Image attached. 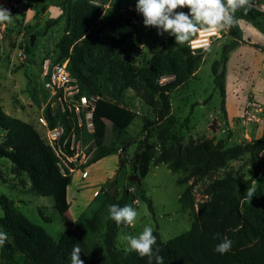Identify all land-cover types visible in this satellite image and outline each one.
Here are the masks:
<instances>
[{
	"label": "rangeland",
	"instance_id": "obj_1",
	"mask_svg": "<svg viewBox=\"0 0 264 264\" xmlns=\"http://www.w3.org/2000/svg\"><path fill=\"white\" fill-rule=\"evenodd\" d=\"M62 0H3L0 4L10 10L13 23L0 24V103L5 112L17 118L30 121L45 136L46 128L39 122L45 116L48 91L43 86L41 63L43 59H55L59 50L58 38L64 32L65 20L61 17ZM102 7V13L90 31L102 24L107 25L104 35L112 29L126 32L125 19L134 22L131 33L124 39L117 37L108 50L101 51L100 60H112L115 72L104 67L98 75V95L111 102L125 106L135 113L132 123L123 134H116L110 123L103 120L101 130L81 134L82 150L87 155L84 163H75L70 173L68 186L67 212L65 216L76 223L78 232L88 245L94 249L97 262L107 264L104 231L110 220L109 197L120 198L128 194L125 205H130L139 213L135 226L117 225L114 246L125 248L123 234L138 235L145 225L157 229L162 240L183 233L190 228L193 218L191 208H183L178 200L191 180L178 183L183 171H172L165 163L158 162L161 149L160 140L166 129L179 135L182 142L190 139L209 138L214 142L221 140L224 146L245 144L257 139L264 129V18L255 20L237 16L238 24L228 31H218L215 39L199 54L200 62L183 85L170 92L168 116L161 120L155 117L153 108L144 102L142 90L137 86L123 89L117 83L120 67L135 70L146 63L151 53L158 48L163 35L157 29L145 27L143 17L135 10L136 0H88ZM250 6L264 13V0H250ZM187 12L188 9H178ZM60 16V17H59ZM57 22L47 26V21ZM197 34V33H196ZM194 34L191 38L196 36ZM33 35V43L30 37ZM189 39V40H190ZM228 46V59L224 64V97L214 81L212 63L221 57L223 46ZM29 47V51L24 47ZM174 48L189 47L173 41ZM23 52L24 55L19 53ZM223 64L217 67L221 71ZM172 78L165 74L159 78L163 84ZM96 94V93H95ZM255 102L254 109L248 107ZM247 110L249 114L247 113ZM251 114L255 118H251ZM2 131H0V139ZM169 142V141H168ZM144 143L152 147L153 158L146 174L141 177L139 169L133 168L134 156ZM101 147L110 150L91 161ZM263 166L252 185L262 181L264 174V150L260 152ZM239 173L244 178L252 174L250 154L245 153L231 160L223 168L192 185L191 193L194 208L205 198L203 188L209 181L221 176L226 170ZM136 174L139 183L129 178ZM28 178L24 173L12 169V163L0 157V195L4 194L14 201L15 206L33 223L43 227L55 239L59 238L64 223L62 216L54 208L53 198L36 195L28 190ZM150 200L151 209L146 199ZM97 214L96 229L84 223L83 218ZM21 264H27L22 255L16 254ZM17 263V262H16ZM19 263V262H18ZM0 264L3 262L0 259Z\"/></svg>",
	"mask_w": 264,
	"mask_h": 264
},
{
	"label": "trees",
	"instance_id": "obj_2",
	"mask_svg": "<svg viewBox=\"0 0 264 264\" xmlns=\"http://www.w3.org/2000/svg\"><path fill=\"white\" fill-rule=\"evenodd\" d=\"M61 17L65 20L64 32L58 38L56 47L58 56L53 62L68 58V68L85 94L98 93V75L106 67L114 71L112 60H100L101 51L108 50L115 39H124L131 33L134 22L125 19L128 24L126 32L123 26L112 29L104 35L107 29L102 24L93 32L91 27L102 13V7L88 0H62L60 2ZM59 16V17H60ZM236 16L255 20L263 17L264 13L249 6L245 14L242 10ZM57 22V19L47 21V26ZM174 37L167 33L158 43L142 66L135 70H128L126 65L120 67V78L117 83L121 88L137 86L142 90L144 102L151 105L155 117L159 120L168 116L170 107V92L186 83L200 62V55L191 54L187 47L174 48ZM26 51H29V47ZM228 59V46H223L220 59L212 63L214 81L224 97V64ZM222 63L221 71L217 70ZM115 72V71H114ZM171 74L172 78L159 83V78ZM45 114L49 115L46 108ZM62 119L67 134L72 126L65 114H58ZM135 113L125 106L98 97L92 111L95 130H101L103 120L110 123L111 129L118 135L123 134L135 118ZM52 126V122H50ZM0 157L7 158L12 163V169L17 173H24L28 178V190L36 195L53 198L54 208L63 218L64 229L59 238L55 239L43 227L30 221L6 195H0V231L8 234V241L0 247V259L3 264H21L16 258L20 254L27 264H70V253L75 246L81 248L80 258L83 264H99L94 249L83 239L77 231V225L66 216L68 186L71 176L62 174L57 166V158L49 147L46 137L27 120L17 118L4 111L0 103ZM161 135V149L157 161L165 163L172 171H183L178 183L191 180L178 200L183 208L193 210L190 228L168 240L160 238L157 229V246L164 264H264V185L254 186L256 194L249 202L246 199V189L253 187L252 181L258 177L263 159L260 152L264 150V129L262 134L252 142L224 146L221 140L213 141L209 138L190 139L182 142L175 132L164 130ZM169 141V142H168ZM152 147L147 143L139 152L135 153L134 169H139L143 177L153 158ZM110 150L101 147L91 161H96ZM250 154L252 174L244 178L239 173L226 170L221 176L206 183L203 188L205 198L194 208L191 193L192 185L207 177L214 171L223 169L229 161ZM264 183V174H262ZM126 192L120 198L109 197L111 205L123 207L127 202ZM151 209L150 200L147 198ZM97 214L83 218L90 230L96 229ZM117 224L110 218L104 231L105 253L107 264H147V258H140L135 252L126 253L125 248L114 246ZM233 241L231 250L226 254L214 251L222 239ZM17 262V263H16ZM19 262V263H18Z\"/></svg>",
	"mask_w": 264,
	"mask_h": 264
},
{
	"label": "clouds",
	"instance_id": "obj_3",
	"mask_svg": "<svg viewBox=\"0 0 264 264\" xmlns=\"http://www.w3.org/2000/svg\"><path fill=\"white\" fill-rule=\"evenodd\" d=\"M250 0H136L135 10L143 17L145 27L157 29V35L167 33L174 37L175 43L185 44L197 32L228 31L238 24L236 13L249 10ZM187 8L188 11H178ZM10 10L0 4V24L13 23ZM210 51V46L206 48ZM256 194V188L246 189V199L250 202ZM110 218L123 226H135L139 219L136 208L130 205L123 207L113 204L108 208ZM3 209L0 208V217ZM151 225H145L138 235L123 234L121 239L126 242L125 252H135L140 258H147V264H164L159 254L157 237L153 234ZM9 237L6 232L0 231V247H3ZM233 241L224 238L214 248V251L223 255L231 250ZM81 248L77 245L70 253V264H83L80 258Z\"/></svg>",
	"mask_w": 264,
	"mask_h": 264
},
{
	"label": "built area",
	"instance_id": "obj_4",
	"mask_svg": "<svg viewBox=\"0 0 264 264\" xmlns=\"http://www.w3.org/2000/svg\"><path fill=\"white\" fill-rule=\"evenodd\" d=\"M220 32V31H219ZM217 32L199 31L189 40V47L193 53L202 52L214 38ZM24 55L23 52L19 53ZM43 86L48 91L46 108L49 115L39 117V122L46 128L45 137L49 147L57 158V166L62 174L74 171L75 163H84L87 155L82 150L83 132L95 131L92 111L99 95L81 92L78 80L73 77L68 68V58L53 62L50 58L41 63ZM255 102H249L248 107L254 109ZM65 114L72 126L67 134L62 119L58 114ZM247 113L249 114L248 110ZM251 118H255L251 114ZM52 122V126L50 125Z\"/></svg>",
	"mask_w": 264,
	"mask_h": 264
},
{
	"label": "water",
	"instance_id": "obj_5",
	"mask_svg": "<svg viewBox=\"0 0 264 264\" xmlns=\"http://www.w3.org/2000/svg\"><path fill=\"white\" fill-rule=\"evenodd\" d=\"M32 43H33V35H31V37H30L29 45H32ZM26 48H27V46L24 47V50H26ZM129 179L130 180H135L137 183L140 182L139 179H138V176L136 174L132 175Z\"/></svg>",
	"mask_w": 264,
	"mask_h": 264
},
{
	"label": "crops",
	"instance_id": "obj_6",
	"mask_svg": "<svg viewBox=\"0 0 264 264\" xmlns=\"http://www.w3.org/2000/svg\"><path fill=\"white\" fill-rule=\"evenodd\" d=\"M3 0H0V3L2 2ZM7 2L9 1V0H6ZM1 131V130H0ZM3 133V132H2ZM2 136V135H1Z\"/></svg>",
	"mask_w": 264,
	"mask_h": 264
}]
</instances>
